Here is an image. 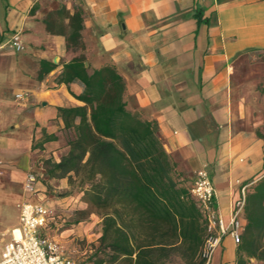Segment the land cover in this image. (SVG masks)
<instances>
[{
    "label": "crops",
    "instance_id": "0c3cea01",
    "mask_svg": "<svg viewBox=\"0 0 264 264\" xmlns=\"http://www.w3.org/2000/svg\"><path fill=\"white\" fill-rule=\"evenodd\" d=\"M15 35L21 51L8 45ZM0 46V261L26 201L63 214L49 235L75 260V241L93 238V215H76L89 208L83 193L68 177L50 179L44 165L69 152L80 121L59 109L86 105L76 98L81 81L60 83L65 69L91 76L113 66L128 109L158 125L183 186L209 172L225 226L264 177V0H0ZM42 61L54 68L39 79ZM32 171L40 174L34 193L26 190ZM240 220L245 227L244 210ZM239 248L224 236L209 264H238Z\"/></svg>",
    "mask_w": 264,
    "mask_h": 264
},
{
    "label": "trees",
    "instance_id": "16d2710c",
    "mask_svg": "<svg viewBox=\"0 0 264 264\" xmlns=\"http://www.w3.org/2000/svg\"><path fill=\"white\" fill-rule=\"evenodd\" d=\"M82 23L83 12L77 10L71 17L76 33ZM53 68L42 61L39 79ZM76 71L65 69L59 81L67 85L81 81L84 92L76 98L86 105L59 109L80 121L72 125L69 152L60 162L48 159L44 165L50 179L68 177L83 193L89 208L76 215L96 214L102 219L96 249L100 264L119 260L168 264L173 257L184 264H205L207 221L176 173L158 125L128 109L126 82L113 66L91 76L81 66ZM244 214L247 224L238 264H251V259L264 264V177L247 193Z\"/></svg>",
    "mask_w": 264,
    "mask_h": 264
},
{
    "label": "built area",
    "instance_id": "2783aa9c",
    "mask_svg": "<svg viewBox=\"0 0 264 264\" xmlns=\"http://www.w3.org/2000/svg\"><path fill=\"white\" fill-rule=\"evenodd\" d=\"M8 45L17 51L24 48L18 35H15ZM17 97L24 98L22 94ZM39 179L40 174L30 172L26 190L34 193L35 184ZM189 193L198 202L207 221V236L202 248V257L206 261L205 264H209L224 236L230 234L240 242L244 230L240 213L244 210L245 198L238 203L231 225L227 227L216 209V188L207 170L197 173ZM19 208L20 228L14 231L12 240L5 245L0 264H81L65 253L61 242L49 235L60 231L65 223V218L59 210L29 201L21 203Z\"/></svg>",
    "mask_w": 264,
    "mask_h": 264
},
{
    "label": "rangeland",
    "instance_id": "374dc122",
    "mask_svg": "<svg viewBox=\"0 0 264 264\" xmlns=\"http://www.w3.org/2000/svg\"><path fill=\"white\" fill-rule=\"evenodd\" d=\"M78 190V188H76ZM93 215V227H92V234L93 238L91 241H88L87 238L84 240H77L74 243V247L77 248V252L75 253L77 256H82L80 258L81 264H100L101 258L96 256V249L99 246V238L102 235V219L96 214H88L83 213L77 218L82 219H89L90 216ZM64 248H68V246L63 245ZM72 249V247H71ZM104 264H128L124 260H119L115 263H111L109 261H104ZM168 264H184L179 257H173Z\"/></svg>",
    "mask_w": 264,
    "mask_h": 264
}]
</instances>
